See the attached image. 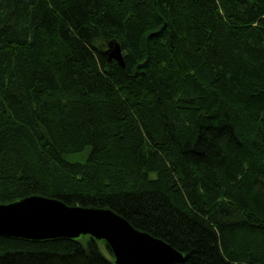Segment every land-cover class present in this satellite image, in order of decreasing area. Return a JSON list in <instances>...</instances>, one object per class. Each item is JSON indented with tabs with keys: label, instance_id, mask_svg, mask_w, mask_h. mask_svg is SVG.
Masks as SVG:
<instances>
[{
	"label": "trees",
	"instance_id": "16d2710c",
	"mask_svg": "<svg viewBox=\"0 0 264 264\" xmlns=\"http://www.w3.org/2000/svg\"><path fill=\"white\" fill-rule=\"evenodd\" d=\"M33 194L110 208L176 264H264V0H0V203ZM0 264L114 261L0 236Z\"/></svg>",
	"mask_w": 264,
	"mask_h": 264
},
{
	"label": "water",
	"instance_id": "95a60500",
	"mask_svg": "<svg viewBox=\"0 0 264 264\" xmlns=\"http://www.w3.org/2000/svg\"><path fill=\"white\" fill-rule=\"evenodd\" d=\"M103 53L108 62L124 67L118 42L109 41ZM85 235L104 241L114 264H176L183 260L182 252L133 227L110 208L70 206L37 194L0 203V236L40 241Z\"/></svg>",
	"mask_w": 264,
	"mask_h": 264
},
{
	"label": "rangeland",
	"instance_id": "374dc122",
	"mask_svg": "<svg viewBox=\"0 0 264 264\" xmlns=\"http://www.w3.org/2000/svg\"><path fill=\"white\" fill-rule=\"evenodd\" d=\"M85 154H86V151L83 154H79V155L72 156V159L81 160V159L84 158Z\"/></svg>",
	"mask_w": 264,
	"mask_h": 264
}]
</instances>
